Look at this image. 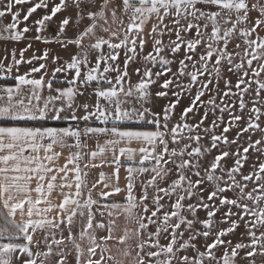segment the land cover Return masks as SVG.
Wrapping results in <instances>:
<instances>
[{
	"label": "snow or ice",
	"instance_id": "snow-or-ice-1",
	"mask_svg": "<svg viewBox=\"0 0 264 264\" xmlns=\"http://www.w3.org/2000/svg\"><path fill=\"white\" fill-rule=\"evenodd\" d=\"M0 42V264H264V0H0Z\"/></svg>",
	"mask_w": 264,
	"mask_h": 264
},
{
	"label": "crops",
	"instance_id": "crops-1",
	"mask_svg": "<svg viewBox=\"0 0 264 264\" xmlns=\"http://www.w3.org/2000/svg\"><path fill=\"white\" fill-rule=\"evenodd\" d=\"M30 35H32V34H30ZM22 46V45H21ZM34 47H36V48H43V47H45V45H43V44H39V43H36L35 45H34ZM49 47H51V46H49ZM29 55H31V53L29 52V53H26V56H29ZM22 71L24 70L23 68L21 69ZM56 86H61V85H59V84H57ZM58 126H63V124H62V122H58ZM89 144H90V147L92 146V142L91 141H89ZM104 171H106V172H110L111 171V169H109V168H105V169H103ZM98 171L99 170H96V171H94L93 173H92V175L93 176H96L97 175V173H98ZM121 175L123 176V172L121 173ZM122 183H123V181H122ZM115 199H120V197H116Z\"/></svg>",
	"mask_w": 264,
	"mask_h": 264
},
{
	"label": "rangeland",
	"instance_id": "rangeland-1",
	"mask_svg": "<svg viewBox=\"0 0 264 264\" xmlns=\"http://www.w3.org/2000/svg\"><path fill=\"white\" fill-rule=\"evenodd\" d=\"M3 44V42H0V45H2Z\"/></svg>",
	"mask_w": 264,
	"mask_h": 264
}]
</instances>
